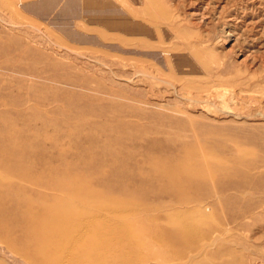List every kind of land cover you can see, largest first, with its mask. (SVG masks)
<instances>
[{
	"label": "rangeland",
	"instance_id": "rangeland-1",
	"mask_svg": "<svg viewBox=\"0 0 264 264\" xmlns=\"http://www.w3.org/2000/svg\"><path fill=\"white\" fill-rule=\"evenodd\" d=\"M79 183L115 264H264V0H0V264Z\"/></svg>",
	"mask_w": 264,
	"mask_h": 264
},
{
	"label": "bare ground",
	"instance_id": "bare-ground-1",
	"mask_svg": "<svg viewBox=\"0 0 264 264\" xmlns=\"http://www.w3.org/2000/svg\"><path fill=\"white\" fill-rule=\"evenodd\" d=\"M80 184L74 188L70 187L75 198L69 200V205L65 207L34 210L37 205L33 202H28L22 207L17 203L16 211L18 213H15L14 219L22 229L33 235L31 241L21 243L19 247L28 250L30 246L34 245L38 253L36 260L43 264H64L67 261L64 259L65 257L73 259L72 264H98L101 258L98 256L100 251L112 253L110 258L104 255L110 264L134 259L135 253L128 254L126 251L128 249H125L133 244L134 238L120 224L114 223V226L109 229L88 224L90 223L88 218L92 215L104 214L108 216L115 213L113 211L119 210L116 203H111L109 207L106 205L105 209H101L103 206L97 200L98 190L92 189L88 184ZM167 184L164 183V185ZM161 186L165 187L163 184ZM61 189L64 190V188ZM127 189L129 190L130 187ZM139 190L142 188L140 187ZM55 198L68 203L67 200H64L65 198L53 197V199ZM56 216L57 223L44 221V219ZM75 236L78 238L71 244ZM88 237L98 238L99 241L96 240L94 243L89 239L86 241ZM118 256H122V258L118 260Z\"/></svg>",
	"mask_w": 264,
	"mask_h": 264
}]
</instances>
